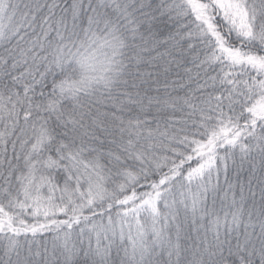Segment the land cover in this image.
<instances>
[{"label": "snow or ice", "instance_id": "snow-or-ice-1", "mask_svg": "<svg viewBox=\"0 0 264 264\" xmlns=\"http://www.w3.org/2000/svg\"><path fill=\"white\" fill-rule=\"evenodd\" d=\"M0 264H264V0H0Z\"/></svg>", "mask_w": 264, "mask_h": 264}]
</instances>
